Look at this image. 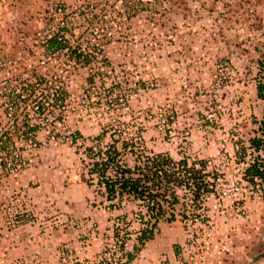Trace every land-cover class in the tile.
<instances>
[{"label":"rangeland","instance_id":"obj_1","mask_svg":"<svg viewBox=\"0 0 264 264\" xmlns=\"http://www.w3.org/2000/svg\"><path fill=\"white\" fill-rule=\"evenodd\" d=\"M53 34L64 49L47 48ZM51 69L57 77L28 82ZM259 80L264 0H0V125L12 132L0 149V264H125L126 252L129 264H179L185 219L196 223L189 189L166 207L175 220L135 252L139 209H107L80 178L81 144L138 141L137 131L148 151L216 160L208 170L225 194L209 195L202 212L227 249L197 264H264V196L234 156L262 116ZM29 85L64 101L37 109ZM75 132L84 142L71 143Z\"/></svg>","mask_w":264,"mask_h":264},{"label":"trees","instance_id":"obj_2","mask_svg":"<svg viewBox=\"0 0 264 264\" xmlns=\"http://www.w3.org/2000/svg\"><path fill=\"white\" fill-rule=\"evenodd\" d=\"M65 42L62 36L53 34L47 39V48L51 50L64 49L66 45L63 43ZM80 55V52H75L77 58ZM86 62L91 63L89 59ZM31 76L29 83L36 82L38 79L45 81L47 77H57V69L55 71L51 69L47 73L34 71ZM90 82H94V76L90 77ZM29 86L26 91L28 93L25 94L29 97L30 102L37 104L47 98L42 87ZM256 96L264 105V80L257 82ZM44 101H48V105L52 103L54 106L63 102L64 98L63 96L56 98L53 102H51L52 99ZM114 104L115 102L112 103V106ZM41 105L37 104V109H44L45 104ZM17 106L21 113L28 115L26 112L28 106L19 103L16 104ZM254 124L253 132L255 134L247 140V143H240L237 150L234 145L235 159L243 164L241 180H244L247 185L253 186V189L257 184L261 188L264 186V107L261 119L254 120ZM1 127L3 128H0V149L12 135L9 126ZM31 130L33 132L34 129ZM32 132L30 133L32 134ZM30 133L29 135H31ZM137 134L138 141L132 138L129 140L113 139L102 146L103 148L100 146L97 151H94L89 144H81L83 148L81 162L85 164L86 169L80 174L81 180L89 186H94L96 194L108 203L107 209H120L129 202H133L139 209L135 213L136 221L139 222V229L135 237L138 246H134L135 252L140 251L146 242L154 239L160 221L172 222L175 220L173 213L166 216V207L171 209L179 202L176 195L177 189H189L192 194V204L197 208L204 206V201L209 193L220 189V186H217L216 174L213 170H208V159L189 161L188 158L183 157L175 160L165 152L148 151L143 144L140 131H137ZM78 138L84 142L85 138L82 134L75 132L71 143L75 144ZM100 138H102L101 133L96 136L97 140ZM129 155L132 157V161L127 158ZM18 157L13 156L15 162L12 161L11 164H14V168H16ZM11 164H9V169L13 170ZM122 218L125 227L131 223V221L124 220L126 216ZM125 256L127 259L125 264H129L135 258V254L131 252H126Z\"/></svg>","mask_w":264,"mask_h":264},{"label":"built area","instance_id":"obj_3","mask_svg":"<svg viewBox=\"0 0 264 264\" xmlns=\"http://www.w3.org/2000/svg\"><path fill=\"white\" fill-rule=\"evenodd\" d=\"M94 151H97L98 148L101 146L95 145V144H89ZM240 144L235 145V150L238 149ZM102 147V146H101ZM103 148V147H102ZM195 160V159H194ZM216 160L208 159L207 164L208 167L212 165V162H215ZM253 189V186H251ZM264 186L261 188L258 184L256 185V188L258 192H262L261 194L264 196ZM221 191V192H220ZM225 194L224 190H214L211 193H209L206 198H209V195H213L215 198L216 196H219V201H222V194ZM216 206V205H215ZM197 215L194 219L196 223H193V220L191 219H185L186 220V229H187V239L184 245L180 246V251L177 257V262L179 264H197L203 256L206 255H212L215 252L217 254H223L222 251L227 249V246L224 242L218 241L217 239H214V235L212 234V231L215 227L213 222L209 219V216L205 215L202 211L204 210L203 207L197 208ZM118 244H121L122 241L118 240ZM119 246V245H118ZM120 249H118L119 251ZM226 251V250H225ZM120 253V251L118 252Z\"/></svg>","mask_w":264,"mask_h":264},{"label":"crops","instance_id":"obj_4","mask_svg":"<svg viewBox=\"0 0 264 264\" xmlns=\"http://www.w3.org/2000/svg\"><path fill=\"white\" fill-rule=\"evenodd\" d=\"M156 236V234H155ZM155 239L149 240L148 242H154ZM162 242L164 241L163 239L161 240ZM161 241H159L157 244H155V247L152 249V254H158L161 249L163 248V246L161 245ZM148 242H146L145 244H147Z\"/></svg>","mask_w":264,"mask_h":264}]
</instances>
